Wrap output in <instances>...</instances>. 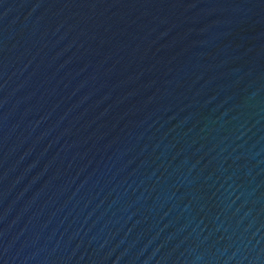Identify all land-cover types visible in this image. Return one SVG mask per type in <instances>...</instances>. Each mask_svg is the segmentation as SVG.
Segmentation results:
<instances>
[{
  "label": "water",
  "instance_id": "water-1",
  "mask_svg": "<svg viewBox=\"0 0 264 264\" xmlns=\"http://www.w3.org/2000/svg\"><path fill=\"white\" fill-rule=\"evenodd\" d=\"M0 264H264V0H0Z\"/></svg>",
  "mask_w": 264,
  "mask_h": 264
}]
</instances>
